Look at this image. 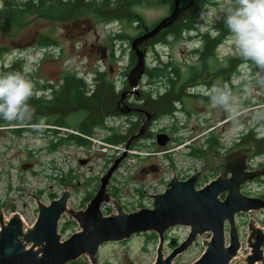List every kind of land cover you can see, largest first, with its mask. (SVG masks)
Masks as SVG:
<instances>
[{"label": "rangeland", "instance_id": "rangeland-1", "mask_svg": "<svg viewBox=\"0 0 264 264\" xmlns=\"http://www.w3.org/2000/svg\"><path fill=\"white\" fill-rule=\"evenodd\" d=\"M208 1L209 6L218 5L222 2V0ZM136 12L143 17L147 25L151 26L164 17L166 10L164 7L153 9L140 5L136 8ZM218 23L221 24V27L219 32H215L212 27ZM223 30L226 32L222 21L212 18L201 28V33L209 32L212 37H216L220 36ZM39 33L50 36L55 41V46L42 49L36 40ZM136 33L135 23L132 25L125 23L102 25L91 17L80 18L66 25L35 21L19 33L14 31L0 33V46H5L9 50L0 60L7 66L18 58L22 59L28 73L35 76L39 86L59 85L66 74H76L78 77L85 74L86 81L89 82L93 78L90 73H95L97 70H113L112 77L120 87V77L124 79L126 73L134 68L130 65L132 51L127 42V37H132ZM117 35H123L125 39L118 40L116 39ZM190 36L196 37V33H192ZM111 38H114V40H111ZM168 41V45L161 46L158 44L148 52L146 65L150 69L156 68L160 63L166 64L171 59L179 65L184 64L193 67L201 65V68H197L196 71L203 73L206 71L203 65H206L213 72L218 69L223 71L222 69H224V75L229 71V77H232L231 83L228 85L231 84L235 88L238 85L242 88L245 83L238 76V70L249 78L255 76L252 73L256 74L254 67L244 68L241 66L243 61H239V56L226 40L218 46L212 57L205 56L203 58L192 53L194 50L201 49L200 40H189L188 34L183 35L179 41L172 39ZM92 44L108 47L109 52L113 47V58L106 61L103 59L101 52L92 49ZM232 59L234 61L231 63ZM198 60H200V63H197ZM251 83V92L247 96H244L239 88L232 90L239 98V111H241L235 123L227 120L226 114L222 113V109L216 108L213 114L212 110L205 108L206 105L200 104L196 105L200 107L195 112L202 113L201 115L194 114L195 105H190V109L193 110L191 116L183 115L177 120H170L167 116L162 117L156 130L167 129V133L171 136V141L168 143L169 149L172 150L171 158L169 159L160 153L149 156L148 154H151V151L143 149L130 150L134 152L132 155L134 158H131V160L135 162L131 165H135L137 168V171H135L136 189H141V195L139 194L140 197L137 194L131 196V192L127 190L130 196L126 199L136 205L144 203L150 206V196L164 193L166 183L173 175L187 177V174H189L188 176H192L194 172L200 169L201 162L188 158V149L184 147L194 134L191 133L190 126L197 125L203 128V122L208 120L211 122L212 129L218 127L219 130L227 122L225 132L226 139H228L238 131L240 125L243 129L249 127V122L257 124L264 120V87L257 85L254 80ZM38 95L43 94L39 92ZM208 113L209 115H206ZM67 121L71 125H76L79 122L78 119L74 118ZM47 128L49 129L47 134H33V132L26 131L18 136L14 135L10 128L0 127V215L6 220L13 214H19L28 226L24 224L25 230L32 228L38 218V200L29 197L28 194L39 196V202L48 206L52 200L58 199L64 191H67L71 195L68 209L77 212V209L87 202H83V199L86 193L91 190L89 184L92 185L94 179L104 173L105 163L108 164L107 158L113 155V152L103 153L101 147L92 145L93 164H90L92 169L88 167L89 165L82 166L79 164L78 159H89L84 155L83 150L85 147H79L78 150L77 144L72 142L71 144L68 142L63 143L59 140L61 136L65 139L66 135L77 136V133L65 128ZM53 131L63 134L55 136ZM97 133L100 132L97 131ZM52 142L58 145L54 150L50 148ZM199 145L202 146V142ZM138 153L140 155H137ZM86 161L89 163V160ZM152 164L160 166V174L140 178V169ZM171 165L174 166L173 170H171ZM192 168L195 171L191 170ZM77 179L81 184L78 188ZM62 180L63 182H61ZM66 180L69 182H64ZM257 188L259 191L264 190V186H257ZM252 218L260 228H264V212H258ZM79 232H81V229L77 222L69 220L67 215L63 216L58 229L62 241ZM187 233L186 228L177 227L167 232L165 237L166 240L176 239L181 241L186 238ZM152 234L148 235L152 237ZM203 238L205 241L211 239L210 236L206 235ZM203 238L190 250L175 259L172 264H193L198 260L205 250ZM158 244V238L155 240L152 238L147 239L144 235L134 236L125 242L108 243L99 249L98 264H155ZM248 251V244L243 240L239 254L245 257ZM170 253L169 247L165 244L164 256L166 257ZM77 262L91 264L87 256L81 257Z\"/></svg>", "mask_w": 264, "mask_h": 264}, {"label": "water", "instance_id": "water-1", "mask_svg": "<svg viewBox=\"0 0 264 264\" xmlns=\"http://www.w3.org/2000/svg\"><path fill=\"white\" fill-rule=\"evenodd\" d=\"M192 3L193 0H190L187 7ZM187 7H180V1L177 0L170 16L133 40L131 51L136 57V64L127 78L131 94L137 92L139 83L146 74V52L139 47L171 28ZM125 95L126 93H123L122 98ZM121 112L126 114L131 112V109ZM149 124L150 115L147 113L146 122L133 138L143 136ZM169 141L167 134H159L156 137L159 147L164 148ZM128 150L129 145L126 146L123 156L116 160L100 179L99 190L85 211L76 212L68 209L71 195L64 191L48 206L39 202V196L28 194L29 197L38 200V218L27 233L19 214H13L7 222L0 215V264H72L83 256H87L91 264H98L97 256L103 245L125 242L134 236L151 233L155 234L159 241L155 264H172L206 233L211 235V239L206 242L202 237L205 250L193 264H232L241 246L235 216L264 209L261 200L245 198L240 193V187L255 180L256 176H247L240 170L241 173L234 174L230 179L225 176L218 177L201 190L196 189L202 176L200 173L185 182L173 178L164 194L150 196L153 200L152 209L125 214L116 202L118 214L104 217L101 207L110 201L107 193L109 181L119 164L126 158ZM151 170L154 171V168ZM222 194H227L224 202L218 199ZM66 215L69 220L77 222L81 232L62 241L58 229L61 219ZM226 223L229 225V246L226 245ZM257 226L254 219L250 221L248 237L250 253L244 257V264H264V234ZM177 227L188 228L190 233L183 243L165 257L163 254L165 235ZM171 245H174V242Z\"/></svg>", "mask_w": 264, "mask_h": 264}, {"label": "flooded vegetation", "instance_id": "flooded-vegetation-1", "mask_svg": "<svg viewBox=\"0 0 264 264\" xmlns=\"http://www.w3.org/2000/svg\"><path fill=\"white\" fill-rule=\"evenodd\" d=\"M153 1L156 5L151 6V8L157 9V8L164 7L166 10L165 15L164 17L160 18L157 22H155L151 26L149 25L145 26L142 23L136 22L135 24H136L137 33L132 37H127L128 38L127 42L129 43L130 48L135 38L145 34L147 30H151L162 19L170 16L173 13L177 0H153ZM179 1H180V7L182 8L187 7L190 4V0H179ZM192 6H193V3L191 6L185 8L180 13L178 20L175 22V24L171 28L164 30L163 32H161L160 35L149 40L148 42L142 44L139 47L140 50H143L146 52V58H147L148 52L160 43V38L162 36L166 37V36H169V34L176 35L175 31L177 30V26L179 22L182 21V24H183L185 19L186 20L189 19L190 14L188 13V10L191 9ZM88 17L96 18L93 15V13L84 12L81 16V19L88 18ZM220 27H221V24L218 23L217 25H214L212 29L215 32H219ZM192 33H196V37L190 36ZM187 34H188L189 40H196V39L200 40L201 49L196 50L198 51V53L194 54L198 56H201L206 52V45L204 44L205 37L210 36L212 39L219 37V36L212 37L209 32H206L203 34L201 33V28H198L194 25L191 31L181 32L179 36L180 38L171 37V39L174 41H179L182 39L183 35L186 36ZM91 47L94 51L101 52L102 57H104L103 59H105L106 61L113 58V52H114L113 47L110 49V52H109L108 47H103V46H99L96 44H92ZM103 49L105 51H103ZM131 59L132 58L130 54V61ZM197 63H200V60H198ZM168 64H170L169 70L171 73L170 75L171 80H168L167 78L165 79L160 78V79L150 82L148 79V76L145 74V76L139 83L137 92H135L134 94H131V88L129 87V84L127 81L128 76H124V79L120 77L121 82L118 81L120 82V87H118V83L117 81H115L116 82L115 84L116 92L121 97L117 103V107H118L120 115L112 116L108 118L105 121L104 125L101 128L95 129V131L92 134H83V133L78 132L77 130V138H81L86 142L84 143V145H79V142L77 141L78 150H79V147H85V149L83 150L84 155L89 157V159H85V160L78 159V162L80 165L82 166L89 165L88 167L92 169V166H90V164H93V161H92L93 156H92L91 147L93 145V141L95 138H98L97 140H100L101 142L105 144H109L112 146H118V147L121 146V147H124L125 149H126V146L129 145V151L131 149L133 150L143 149V150L151 151V154H148L149 156L156 155L157 153L170 150L169 144L166 145L164 148L159 147L157 145L156 143L157 135L167 134L170 137V141H171V136L167 133V129H157L156 130L158 122L161 120V118L153 119L152 115H150L149 113L148 114L150 115V124L148 128L146 129L145 133L143 134V136L137 139L133 138L137 134L140 127L147 120V114H144L143 110H141L145 102V99L143 96V94L145 93H149L151 95V98L153 100H156L157 98L164 96L169 90L173 89L177 92H180L181 96L190 98L189 100H185L182 103L181 102L176 103L174 107L175 111L179 110L182 114L188 115V116L193 115V113L197 115H201L202 113L195 112L200 107L196 105L200 104V105H206L205 108L212 110L214 114V111L216 110V108L210 109L207 103L208 98L207 96L204 95V93L215 82H221V83H227V84L231 83L230 81L232 77L227 78L226 75H224V72H225L224 69H222L223 71L218 69L216 72H213V71H210L206 65H203L206 69V71L203 73L200 71H196L197 68L199 69L201 68L200 67L201 65H198V67L186 66L184 64L179 65L172 59L168 61ZM164 65H165L164 63H160L159 67L162 68ZM249 67L252 68V66H249ZM148 70H150V67L146 65V73ZM110 73L113 74V70H110ZM237 74H239L238 75L239 77L244 76L243 73L240 72L239 70L237 71ZM252 75H256V74L252 73ZM95 82H96L95 80L91 81L88 84L85 82V84L88 85V88H89V95L92 94V91L95 88ZM229 88L233 90L235 87L230 84ZM237 88L241 89L240 85H238L235 89ZM123 93H126L124 98H122ZM198 99L203 100V101H200ZM176 105H178V107ZM190 105H195L194 106L195 109L193 113L187 114V112L183 110V106H186L188 109H190ZM127 108L131 109V112L122 114L121 111L122 110L127 111L128 110ZM136 110L140 112H136ZM209 113L206 115H209ZM222 113L225 114L223 110H222ZM139 114L144 117L143 118L141 117V119H139L138 117L135 116ZM79 123L80 122L77 123V128L80 126ZM203 124H204L203 128L197 125H192L189 127L192 133L194 134L192 138L190 139V141L192 142V145L188 147V153H189L188 158L192 159L193 161H200L201 162L200 169L194 172V175L192 176H188L189 174H187V177L186 176L178 177L174 175L166 184V189L164 193L166 192L168 184L171 182L173 178H177L179 181L185 182L189 180L191 177L200 173L202 176L197 184L196 189L201 190L207 185H209L211 182L215 181L220 176H225L228 179H230L233 177L234 174L241 173L240 170H242L243 174L247 176L255 175L256 178L255 180L251 182H246L240 187L241 195L249 199H259L264 204V190L259 191V189L257 188V186H260V187L264 186V120H261L260 123H257V124H254V123L252 124L251 122H249V127H245L243 129H241L242 126L240 125L237 129L238 131L228 139H226V132H225L227 128L226 127L227 122H225L224 123L225 126L223 125V127L222 128L220 127L221 129L219 130L217 129L218 127H215L212 129L211 122L208 120L204 121ZM134 128H137V132L136 133L134 132V134L131 135V130H134ZM47 130L49 129L47 128ZM97 131H99L100 133H97ZM197 134L203 135V137L201 136L200 138H198L199 135ZM213 137H217V139H216V143H213L214 146L211 149L210 144H208V141ZM119 138H122L123 140L119 141ZM201 142H202V146L199 145ZM204 143H205V146H204ZM124 152L122 154L116 153V154H113L112 156L110 155L109 158H107L108 164L106 165L105 163L106 168L104 169L105 171L103 175H105V173H107V171L114 165L116 160L120 159L123 156ZM164 156H166L169 159L171 158L170 157L171 155L169 154H166ZM128 158H129V154L127 153L126 158L119 164L117 170L113 173L109 181V185L107 187V193L110 198L109 202H112V203L104 211L105 213L101 211L104 217H111L113 215L118 214L116 205H115L116 202L121 206L125 214H133V213L139 212L144 209L153 208L152 207L153 200L151 199H150L151 200L150 206L145 205L144 203L136 205L135 203L131 202L129 199H126V198H129L130 196L127 190L131 192V196L132 194H137L138 196L139 194L141 195V191H140L141 189H136V188L130 189V186L132 184H136V181H137L135 178L136 173H133L127 179H123L122 181L119 180V176H120L119 170L124 166ZM86 160H89V163ZM82 162H84V164H81ZM171 167H172L171 170H173L174 166L171 165ZM152 168H154V171L151 170ZM191 170L195 171V169L193 168ZM136 171H137V168H136ZM160 172H161L160 166L158 164H152L147 167H142L140 169L139 176L140 178H144L145 176L147 177L153 174L159 175ZM100 179L101 178L97 177L94 179V182L91 183L92 185L89 184V187L91 188V190L88 193H86V196L83 199V202L85 201L87 202L82 207L78 208L77 212H83L86 210L88 204L94 198L95 194L99 190ZM80 185L81 184L78 182V179H77V188ZM158 195H161V193ZM226 198H227V194H222L219 196L218 199L221 202H224ZM141 199H142V196H141ZM258 212H264V209L261 211L250 212L248 214L240 213L235 216V225H236V228L239 234V240H240V245H241L240 251L243 245V240H245L246 243L248 244L250 221L253 220L252 217ZM255 224H257L256 221H255ZM257 228L263 231V234H264V228H260L259 226H257ZM186 229L188 231L187 236L181 241H178L176 239L166 240V237H165L164 247L166 244V246L169 247L170 252H172L176 247H178L181 243H183L187 239L190 233L189 231L190 229L188 228ZM243 230H244V233H243ZM225 231H226V237H227L226 245L229 246L230 240H229L228 223L225 224ZM152 235H155V234H152ZM205 235L211 237L209 233H206L203 236ZM144 236L148 238L149 235L147 234ZM203 236L199 237L197 239V242H195L193 246L197 244ZM167 241H168V244H167ZM172 242H174V245H171ZM249 251H250V248H249ZM249 251L246 256L249 255L250 253ZM239 252L237 254V257L239 255ZM237 257L235 261L237 260ZM240 259L244 260L243 257Z\"/></svg>", "mask_w": 264, "mask_h": 264}, {"label": "trees", "instance_id": "trees-1", "mask_svg": "<svg viewBox=\"0 0 264 264\" xmlns=\"http://www.w3.org/2000/svg\"><path fill=\"white\" fill-rule=\"evenodd\" d=\"M209 5L208 0H194L193 6L188 10L190 17L188 20L179 22L176 35H170L160 38L159 45L166 46L171 37L180 38L181 32L191 31L196 23V20L205 4ZM140 5L151 7L156 5L153 0H0V33L14 31L19 33L27 27L30 23L35 21L58 23L62 25L70 24L81 18L84 12H91L96 17L95 19L104 25L111 23H125L132 25L136 22L142 23L147 26L142 16L138 15L136 8ZM174 33V34H175ZM173 34V33H171ZM178 36V37H177ZM227 37V32L223 30L222 34L217 38L205 37L204 44L206 45V52L200 57L205 55L212 57L215 50L222 44ZM116 39L124 40L123 35H117ZM38 45L42 48H51L55 46V41L48 35L39 33L36 38ZM114 40V38H111ZM9 52L5 46H0V59L3 55ZM193 54L198 51L194 50ZM131 64L135 66L136 57L131 53ZM233 59L230 61L232 63ZM239 61H242L239 59ZM26 69L22 59L18 58L8 64L7 66L0 60V71H23ZM170 64L168 62L161 68L159 65L147 71L149 81H154L160 78L170 79ZM196 69V68H195ZM126 73L129 75L130 71ZM227 71V70H226ZM95 88L92 94L89 95L88 85L85 84L84 79L78 77L76 74H66L59 85H43L39 86L36 82L35 76L26 72V75L34 83V92L36 93L29 101L34 109L33 121L35 122L39 117L46 118L48 127L65 128L77 133L92 134L95 129L101 128L105 121L112 117L120 115L117 103L121 98L116 92V82L110 71L103 73L95 72ZM230 72H226L228 78ZM127 86V84H126ZM236 90V89H235ZM42 92L43 95H38ZM47 93V94H46ZM46 94V95H45ZM145 102L141 110L144 114L149 113L153 119L170 116L175 111V104L182 103L189 100V97L181 96L180 92L169 90L164 96L153 100L149 93L143 94ZM200 100V99H198ZM203 101V100H200ZM183 110L187 114L192 113V110L183 106ZM83 115V116H82ZM139 119L144 116L135 115ZM74 118L79 120L80 126L71 125L67 120ZM0 127L10 128L14 135L20 136L23 132H33L37 134L28 126L16 127L8 125L0 121ZM52 132V131H51ZM137 132V128L131 130V135ZM48 130L44 129L42 134H47ZM54 135H62L59 132L53 131ZM68 133V132H67ZM58 138V137H57ZM217 137H213L208 141L212 149L216 143ZM63 143H74L84 145L86 143L83 139L77 138L76 135L68 134L64 139L62 136L59 138ZM123 140L119 138V141ZM61 145V144H60ZM58 145L54 142L51 143L50 148L54 150ZM63 182V180L61 181ZM68 183L69 181H64ZM157 239L156 235L148 236L147 239ZM72 264H82L75 262Z\"/></svg>", "mask_w": 264, "mask_h": 264}, {"label": "clouds", "instance_id": "clouds-1", "mask_svg": "<svg viewBox=\"0 0 264 264\" xmlns=\"http://www.w3.org/2000/svg\"><path fill=\"white\" fill-rule=\"evenodd\" d=\"M212 18L222 21L227 43L244 62L241 66L256 69L254 77H240L245 81L241 88L243 95L250 94L252 80L264 87V0H222L212 6L206 3L195 26L203 28ZM26 72L27 69L0 71V121L13 127L28 126L40 134L48 125L45 117L32 122L34 109L29 101L36 93ZM204 95L210 109L220 108L228 121L236 122L240 115L239 98L227 83H213Z\"/></svg>", "mask_w": 264, "mask_h": 264}, {"label": "built area", "instance_id": "built-area-1", "mask_svg": "<svg viewBox=\"0 0 264 264\" xmlns=\"http://www.w3.org/2000/svg\"><path fill=\"white\" fill-rule=\"evenodd\" d=\"M181 116H183V114L181 113V114H179L178 116H173V115H171V116H168V119H170V120H177L179 117H181ZM174 122V121H173ZM190 129V128H189ZM191 133H192V131H191ZM202 137H203V135H201ZM200 136V137H201ZM200 137H198V138H200ZM95 145H98L99 146V148L101 147V149L103 150L102 152L103 153H108V151L109 152H113V154H116V153H118V154H122L124 151H125V148L124 147H118V146H112V145H109V144H105V143H103V142H101L100 140H97V139H94V141H93V146H95ZM190 145H192V142L189 140V142H188V144H186L184 147H187V149H188V147L190 146ZM128 154H129V158L126 160V162H125V164H124V166L119 170V180H123V179H127L128 177H129V175H132L133 173H135V171H136V167H135V165H131V163L132 164H134L135 162H134V160H131V158H134V156H132L133 154H134V152L133 151H128ZM160 154H164V155H166V154H172V150H167V151H163V152H161ZM137 155H140V153H138ZM138 159V158H137ZM124 175L125 177H123L122 175ZM104 175L103 174H101L98 178H101V177H103ZM174 176V175H173ZM172 176V177H173ZM171 177V178H172ZM97 178V177H96ZM170 178V179H171ZM169 179V180H170ZM168 180V181H169ZM168 181H167V183H168ZM165 183V182H164ZM166 183V184H167ZM132 186H133V188L132 189H135V188H137L136 187V184H132ZM132 186H130V187H132ZM165 186V185H164ZM111 203L112 202H109V203H106V204H103L102 205V207H101V211L102 212H104L106 209H107V207H109L110 205H111ZM105 213V212H104ZM22 219V221H23V223L25 224V222H24V219L23 218H21ZM26 225V224H25ZM27 226V225H26ZM28 227V226H27ZM33 227V226H32ZM241 257H244V256H241ZM246 257V256H245ZM237 261H238V257H237V260L236 261H234L232 264H234L235 262L237 263Z\"/></svg>", "mask_w": 264, "mask_h": 264}, {"label": "bare ground", "instance_id": "bare-ground-1", "mask_svg": "<svg viewBox=\"0 0 264 264\" xmlns=\"http://www.w3.org/2000/svg\"><path fill=\"white\" fill-rule=\"evenodd\" d=\"M9 219H6V220H4L5 222H7ZM25 226V225H24ZM26 229V227H24V231H28V229L27 230H25ZM31 229V228H30ZM29 229V230H30ZM27 233V232H26ZM240 258H242L241 257V254H239L238 255V261H237V264H240V263H243L244 262V260H242V259H240ZM244 259V258H243Z\"/></svg>", "mask_w": 264, "mask_h": 264}]
</instances>
